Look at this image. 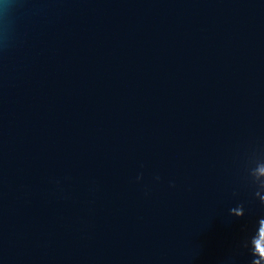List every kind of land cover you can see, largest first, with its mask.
Instances as JSON below:
<instances>
[{
	"label": "water",
	"instance_id": "95a60500",
	"mask_svg": "<svg viewBox=\"0 0 264 264\" xmlns=\"http://www.w3.org/2000/svg\"><path fill=\"white\" fill-rule=\"evenodd\" d=\"M261 183L264 0H0V264H264Z\"/></svg>",
	"mask_w": 264,
	"mask_h": 264
},
{
	"label": "clouds",
	"instance_id": "9594fccd",
	"mask_svg": "<svg viewBox=\"0 0 264 264\" xmlns=\"http://www.w3.org/2000/svg\"><path fill=\"white\" fill-rule=\"evenodd\" d=\"M261 187H264V183H261ZM256 195H259V192H257ZM260 201H261L262 204H264V198L260 199ZM241 208H242V207H241ZM259 221H260V220H259ZM258 231H259V227H258V229H257L256 235H255L254 237H252L251 242H252L254 239H256L257 234H258ZM252 253H253V256L256 257L255 254H254V249H253V248H252ZM255 259H256V258H255ZM255 259L253 260L252 264H254Z\"/></svg>",
	"mask_w": 264,
	"mask_h": 264
}]
</instances>
